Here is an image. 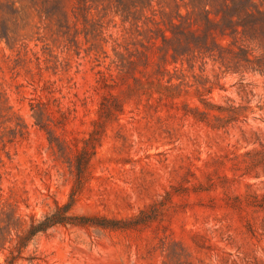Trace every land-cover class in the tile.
I'll list each match as a JSON object with an SVG mask.
<instances>
[{
    "label": "rangeland",
    "instance_id": "obj_1",
    "mask_svg": "<svg viewBox=\"0 0 264 264\" xmlns=\"http://www.w3.org/2000/svg\"><path fill=\"white\" fill-rule=\"evenodd\" d=\"M131 1L0 0V219L86 220L15 264H264V73L232 54L263 51L213 15L202 33L189 0L208 51L163 43L177 7Z\"/></svg>",
    "mask_w": 264,
    "mask_h": 264
},
{
    "label": "trees",
    "instance_id": "obj_2",
    "mask_svg": "<svg viewBox=\"0 0 264 264\" xmlns=\"http://www.w3.org/2000/svg\"><path fill=\"white\" fill-rule=\"evenodd\" d=\"M24 1L29 2L34 7H39L40 14H44L47 18L52 15L47 12V4L51 2V0ZM82 1L84 2V0ZM128 1L132 2L131 0ZM137 1L150 5L153 0ZM171 1L173 5L177 7L174 12L167 13L161 11L162 17L166 19L169 25L170 30L168 31L171 33V37H167L164 33H161L163 43L180 41L185 43L189 49L190 44H192L194 48L207 52L206 41L203 42V47H201L197 46L199 44H195V40H190V37L192 39H197V37H195L191 31H186L185 27L188 22L186 17L179 12L177 0ZM212 1L213 0H189V4L192 8L191 14L198 17V19L195 18V22L203 26L202 33H204L206 29L209 31L211 25L217 24L213 22L210 15H213L215 17L214 19L219 18L220 25H225L227 27L226 29L229 30L228 34L223 33V35H229L231 37L240 35L243 41L255 43L258 49L263 51L260 55L251 56L249 49L238 46V51L232 52V54L245 64V69L264 73V0H259L258 2L254 0H221L220 6H213V4H211ZM9 6L11 8L10 13L14 15L16 10L13 9V5ZM208 6L210 9L207 8ZM143 9L144 8H142V10ZM82 10L84 11V7ZM185 16H189V13L187 12ZM124 20H127V17H124ZM175 21L178 23H175ZM0 39H2V37H0ZM5 39L7 41V36ZM216 110L224 111L222 107H217ZM68 211V205H59L55 203L54 212L44 215L42 219L30 217L29 223L25 227H23L22 222L18 218L14 217V214H5V218L0 219V224H3V226L0 227V249L5 250V244H11L14 241L11 237L12 231L15 233V245L9 249V255L4 258V264H15L17 260H20L22 252L39 234H45L48 230L57 226H83L86 224L84 218L70 216ZM95 225L102 226V224ZM13 251L17 253L15 256L13 255ZM38 260H40V258L36 251H33L32 255L26 258L29 264H33Z\"/></svg>",
    "mask_w": 264,
    "mask_h": 264
}]
</instances>
